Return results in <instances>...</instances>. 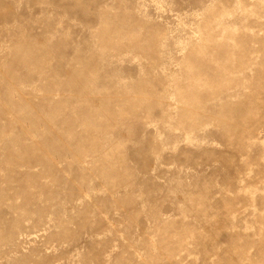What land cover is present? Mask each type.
Listing matches in <instances>:
<instances>
[{"label":"rangeland","instance_id":"374dc122","mask_svg":"<svg viewBox=\"0 0 264 264\" xmlns=\"http://www.w3.org/2000/svg\"><path fill=\"white\" fill-rule=\"evenodd\" d=\"M0 264H264V0H0Z\"/></svg>","mask_w":264,"mask_h":264}]
</instances>
